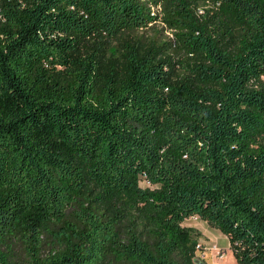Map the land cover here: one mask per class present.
<instances>
[{
  "label": "trees",
  "instance_id": "obj_1",
  "mask_svg": "<svg viewBox=\"0 0 264 264\" xmlns=\"http://www.w3.org/2000/svg\"><path fill=\"white\" fill-rule=\"evenodd\" d=\"M191 1L0 0V264H264V0Z\"/></svg>",
  "mask_w": 264,
  "mask_h": 264
},
{
  "label": "rangeland",
  "instance_id": "obj_2",
  "mask_svg": "<svg viewBox=\"0 0 264 264\" xmlns=\"http://www.w3.org/2000/svg\"><path fill=\"white\" fill-rule=\"evenodd\" d=\"M190 7L196 12V15L201 20L208 19L217 10L211 0H192ZM152 14H158L159 19L151 23L148 27L140 28L130 32V36L141 40L146 46L156 45L160 50H164L175 59L182 58L181 55H175L173 52L174 44L166 48L165 46L175 41L172 28L164 21L163 12L160 9L154 8ZM114 51L119 52L117 43L114 45ZM177 72L184 76L188 71L177 65ZM143 187H155L148 181L142 180ZM184 226L191 227L194 231L195 240H197V252L195 261L198 264H238L236 257L231 249L229 239L220 229L212 227L208 222L201 219L199 216H192L183 223ZM46 244H49L47 242ZM48 251V248H46ZM21 253V250L19 251ZM23 258V253L21 254ZM26 261L22 260V263Z\"/></svg>",
  "mask_w": 264,
  "mask_h": 264
}]
</instances>
